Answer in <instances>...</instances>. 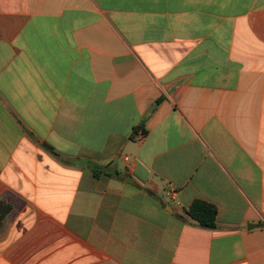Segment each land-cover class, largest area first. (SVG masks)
<instances>
[{
	"label": "crops",
	"instance_id": "0c3cea01",
	"mask_svg": "<svg viewBox=\"0 0 264 264\" xmlns=\"http://www.w3.org/2000/svg\"><path fill=\"white\" fill-rule=\"evenodd\" d=\"M0 264H264V0H0Z\"/></svg>",
	"mask_w": 264,
	"mask_h": 264
},
{
	"label": "trees",
	"instance_id": "16d2710c",
	"mask_svg": "<svg viewBox=\"0 0 264 264\" xmlns=\"http://www.w3.org/2000/svg\"><path fill=\"white\" fill-rule=\"evenodd\" d=\"M186 213L205 227L216 226L217 208L214 204L196 199L188 206Z\"/></svg>",
	"mask_w": 264,
	"mask_h": 264
},
{
	"label": "built area",
	"instance_id": "2783aa9c",
	"mask_svg": "<svg viewBox=\"0 0 264 264\" xmlns=\"http://www.w3.org/2000/svg\"><path fill=\"white\" fill-rule=\"evenodd\" d=\"M165 194L167 197L172 198L175 195V190H173V189L166 190Z\"/></svg>",
	"mask_w": 264,
	"mask_h": 264
}]
</instances>
